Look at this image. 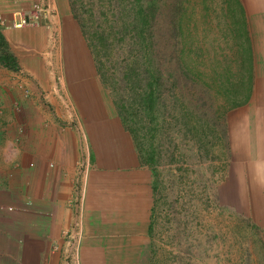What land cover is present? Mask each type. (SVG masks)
I'll return each instance as SVG.
<instances>
[{
	"label": "rangeland",
	"instance_id": "obj_1",
	"mask_svg": "<svg viewBox=\"0 0 264 264\" xmlns=\"http://www.w3.org/2000/svg\"><path fill=\"white\" fill-rule=\"evenodd\" d=\"M70 1L50 0L55 10L54 27L48 28L51 33L44 37V46L8 47L17 55L16 71L0 69L6 80L15 83L1 86L14 90L19 99L16 104L10 102L7 110L2 99L1 103L4 114L14 118V107L18 106L21 121L15 124L19 125L17 130L22 129L21 134L28 127L26 116L32 109L35 119L46 114L44 123L52 133L53 125H78L83 144L78 155L93 157L95 149L100 150L99 139H105L103 125L116 118L101 94L98 77L86 75L92 59ZM134 2L77 0V14L94 30L112 17V11H122ZM138 2L156 4L160 34L166 37L173 28L175 36L160 43L169 73L164 76L161 100L166 110L158 105L156 162L141 165L151 179L152 225L146 244L125 255L129 259L122 264H264V226L253 213L257 207L252 209L251 197H235L227 190L229 179L234 177L229 168L228 113L248 101L256 77L259 98L264 101V0ZM31 3L19 9H28ZM25 27L45 28V24ZM67 36L74 46L68 48ZM28 52L33 54L25 58L28 67H24L21 57ZM78 64L83 78L74 73ZM1 117L3 123L12 120ZM78 169L81 175L83 165ZM76 199L79 204L81 197ZM78 256L82 264L80 246ZM68 264H73L69 256Z\"/></svg>",
	"mask_w": 264,
	"mask_h": 264
},
{
	"label": "crops",
	"instance_id": "obj_2",
	"mask_svg": "<svg viewBox=\"0 0 264 264\" xmlns=\"http://www.w3.org/2000/svg\"><path fill=\"white\" fill-rule=\"evenodd\" d=\"M33 1L0 0V18L11 19L20 7ZM0 33L9 48L12 44L33 48L44 46V37L51 31L46 25L37 29L5 26ZM71 39L66 37L68 48L74 46ZM54 45L50 44V50ZM32 54L22 55L24 67H28L25 58ZM2 74L0 69V86L15 83ZM258 82L256 77L248 101L228 113L229 168L234 177L227 190L235 197H251L252 209L257 207L253 209L255 218L264 226V101L259 98ZM1 88L6 92L0 89V117L12 120H0V204L5 207L0 209V264H68L65 232L75 219L77 197L83 206L82 264H122L129 259L125 255L148 241L153 209L148 170L122 150V144L119 149L108 138H98L104 150L98 145L95 156H79L83 144L78 125H53L52 133L44 123L46 114L35 119L33 109L21 134L15 124L21 121L18 106L14 107L15 118L3 109V104L5 109L10 102L16 104L19 94Z\"/></svg>",
	"mask_w": 264,
	"mask_h": 264
},
{
	"label": "trees",
	"instance_id": "obj_3",
	"mask_svg": "<svg viewBox=\"0 0 264 264\" xmlns=\"http://www.w3.org/2000/svg\"><path fill=\"white\" fill-rule=\"evenodd\" d=\"M134 1L130 7H123L122 11H112L110 15L115 20L110 17L103 26L97 25L94 30L90 29L93 25L86 27L80 20L77 0L70 1V9L92 59L93 65L91 68L88 66L89 72L85 74L90 77L93 73L98 77L101 94L116 118L113 122L107 119L103 125L104 138L115 142L119 149L122 144V150L131 153L142 165L143 162H156L158 105L161 103L166 110V103L161 100L165 91L164 76L169 73L165 65L168 61L163 63L165 57L161 56L160 43L167 39L172 41L175 30L171 28V20L167 38L160 34L156 4L145 6L138 0ZM84 10L89 9L84 7ZM89 14L92 18V13ZM8 50L0 33V64L16 70L15 58ZM74 71L83 78L79 64ZM165 132L161 131V134Z\"/></svg>",
	"mask_w": 264,
	"mask_h": 264
},
{
	"label": "built area",
	"instance_id": "obj_4",
	"mask_svg": "<svg viewBox=\"0 0 264 264\" xmlns=\"http://www.w3.org/2000/svg\"><path fill=\"white\" fill-rule=\"evenodd\" d=\"M53 15H55V10L52 8L50 0H36L31 3L28 9H18V11L12 15L11 19L7 20L5 18H0V27L9 26L20 28L23 26H36L43 23L44 21L48 28L53 29ZM1 108L2 107L0 104V114L2 113ZM76 204L75 219L71 225V228L65 232L66 236H68V246H70L69 255L67 253V260L69 256V260L73 264H79L78 249L80 238L82 236L83 207L81 203L78 204L77 201ZM4 208L5 207L0 204V209L2 210ZM6 209L11 210L12 207L7 206Z\"/></svg>",
	"mask_w": 264,
	"mask_h": 264
}]
</instances>
